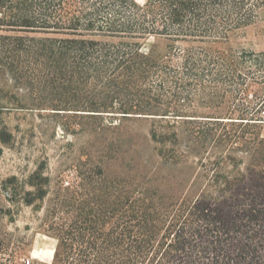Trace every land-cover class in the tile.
I'll return each mask as SVG.
<instances>
[{
	"label": "trees",
	"instance_id": "1",
	"mask_svg": "<svg viewBox=\"0 0 264 264\" xmlns=\"http://www.w3.org/2000/svg\"><path fill=\"white\" fill-rule=\"evenodd\" d=\"M258 21L264 0H0L12 107L98 138L72 181L10 187L54 246L0 236V264H264V51L221 46Z\"/></svg>",
	"mask_w": 264,
	"mask_h": 264
},
{
	"label": "rangeland",
	"instance_id": "2",
	"mask_svg": "<svg viewBox=\"0 0 264 264\" xmlns=\"http://www.w3.org/2000/svg\"><path fill=\"white\" fill-rule=\"evenodd\" d=\"M135 1L143 4L146 0ZM221 46L264 51V21L237 31ZM8 85V81L0 78V87L3 88L0 103L4 105L0 110V130L10 135L5 136L6 141L0 140V236H11L28 242L26 257L49 261L54 240L39 228L43 210H34L19 198L10 200V187L16 184L20 192L31 189L27 178L39 164L44 166V174L51 178V191L58 176H62L64 182L72 181L75 179L74 165L80 158H85L83 153L91 149L89 144L97 142L98 138L88 131L74 133L72 130H64L63 122L67 121L64 117L12 107L15 101L4 94ZM149 123H141L145 131ZM263 132L264 126V136ZM3 186L6 189H2Z\"/></svg>",
	"mask_w": 264,
	"mask_h": 264
},
{
	"label": "crops",
	"instance_id": "3",
	"mask_svg": "<svg viewBox=\"0 0 264 264\" xmlns=\"http://www.w3.org/2000/svg\"><path fill=\"white\" fill-rule=\"evenodd\" d=\"M264 133V132H263Z\"/></svg>",
	"mask_w": 264,
	"mask_h": 264
}]
</instances>
